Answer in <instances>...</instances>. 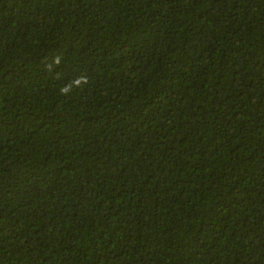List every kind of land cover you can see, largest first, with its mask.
I'll list each match as a JSON object with an SVG mask.
<instances>
[{
  "label": "trees",
  "instance_id": "1",
  "mask_svg": "<svg viewBox=\"0 0 264 264\" xmlns=\"http://www.w3.org/2000/svg\"><path fill=\"white\" fill-rule=\"evenodd\" d=\"M0 264H264V0H0Z\"/></svg>",
  "mask_w": 264,
  "mask_h": 264
}]
</instances>
